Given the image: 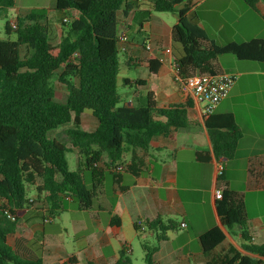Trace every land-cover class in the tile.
<instances>
[{
    "label": "trees",
    "instance_id": "obj_1",
    "mask_svg": "<svg viewBox=\"0 0 264 264\" xmlns=\"http://www.w3.org/2000/svg\"><path fill=\"white\" fill-rule=\"evenodd\" d=\"M135 1L139 0H55L54 10L60 14L55 21L64 29L58 43L51 39L46 9L17 17L16 29L6 23V33L14 32L16 39H0V264H44L42 259L20 256L7 242L31 206L46 203V212L36 210L44 218L65 211V198L79 209H91L106 170L119 164L128 151L148 150L159 136L173 140L178 129L192 123L195 103L188 96L184 102L160 108L152 92L136 106H129L119 92L120 55L126 53L121 52L118 39V13H129ZM149 1L151 10L144 12L147 17L151 13L178 15L173 41L181 49L176 61L182 78L215 74L214 63L223 55L264 63V39L220 45L209 39L190 7L177 9L185 0ZM243 2L257 11L259 0ZM15 6L16 0H0V13H8ZM72 11L78 12L77 18ZM23 47L28 49L24 57ZM150 64V74L156 75L155 63ZM58 72L59 81L67 89L64 101L58 100L52 83ZM134 84L147 85L143 80ZM86 110L98 123L94 131L81 127ZM203 119L216 159L232 160L243 137L233 114L214 112ZM58 130V138L50 137ZM72 149L80 158L77 170L70 169L67 159ZM99 164L107 168L101 169ZM223 174L220 181H225ZM28 189L35 192L33 202L29 201ZM216 207L226 232L234 237L239 230L244 252L233 251L222 264H264V243L251 239L243 194L225 185ZM5 210L14 218L9 219ZM114 224L120 225V220ZM145 225L155 234V244L142 242L144 264H155V253L168 239L167 232L179 227L172 220L160 218ZM135 229L139 232L137 224ZM226 238L220 227L210 229L200 237L203 251L212 252ZM58 264L75 262L70 258ZM115 264H133L126 245Z\"/></svg>",
    "mask_w": 264,
    "mask_h": 264
},
{
    "label": "crops",
    "instance_id": "obj_2",
    "mask_svg": "<svg viewBox=\"0 0 264 264\" xmlns=\"http://www.w3.org/2000/svg\"><path fill=\"white\" fill-rule=\"evenodd\" d=\"M133 5L129 13H118L119 32H126L128 36L118 83L123 70V84L129 83L127 86L135 88L132 94L122 96L124 101L129 106L140 105L145 102L147 93L152 92L160 108L184 102L186 96L174 81L171 68V62L181 52L173 41L178 15L151 13L147 17L144 12L151 10L149 0L135 1ZM185 6L198 15L200 26L217 44L264 39V0H259L257 11L243 0H185L177 9ZM24 7V13L17 4L8 11L16 13L12 22L33 10L49 9V14L53 9L42 4ZM168 14L171 17H163ZM72 16L77 18L78 12L72 11ZM50 30L52 41L58 43L64 29L51 27ZM147 43L151 45L150 51L145 48ZM165 49L170 52L164 55L166 60L161 63L160 57ZM151 61L155 63L156 75L150 74ZM132 69L143 70V73L132 78ZM214 69L215 74L236 76L228 97L215 111L233 114L243 132L232 160L216 159L204 119L195 104L192 123L178 129L173 140L156 137L154 147L132 149L119 164L106 170L92 208L82 210L75 206L70 209L74 216L67 222L71 229L66 228V234L57 221V218L62 220L64 211L44 218L37 215L36 210L46 212L49 208L46 203L31 206L18 222L16 231L7 237L12 249L22 257L42 259L44 264H58L70 258H74L75 264H115L123 245L129 248L130 254L134 252L135 238L140 236L149 245L155 244L154 233L147 227L143 233L137 232L135 225L138 221L146 223L160 218L176 222L179 228L167 232L168 239L160 243L155 253V264H222L232 257L233 251L244 253L240 247L239 230H235L233 237L221 223L215 193L228 185L231 190L243 194L246 211L247 194L264 193V63L240 61L234 56L223 55L215 61ZM137 80H143L147 85L136 87L134 81ZM86 114L93 117L92 112L86 110L81 127L90 126L94 131L98 123L93 117V122L85 125ZM219 163L224 165L225 181L222 182L217 171ZM99 167L107 168L103 164ZM118 167L123 169L120 171ZM236 173L242 175L245 190L233 187ZM32 196L34 194L29 198ZM65 201L73 203L69 198ZM247 215L252 241L264 243V214ZM118 220L120 225L114 224ZM214 227H220L227 238L212 252L205 253L200 237Z\"/></svg>",
    "mask_w": 264,
    "mask_h": 264
},
{
    "label": "rangeland",
    "instance_id": "obj_3",
    "mask_svg": "<svg viewBox=\"0 0 264 264\" xmlns=\"http://www.w3.org/2000/svg\"><path fill=\"white\" fill-rule=\"evenodd\" d=\"M54 3L55 0H16V4L19 7L20 6V10L22 13L26 12L24 11L25 7L24 6H33L34 4H42L45 7H52L53 9L49 12V21L50 24L48 25V27L51 29V27H61L60 23L55 19H57L59 17V12H57L56 10H54ZM23 6V8H22ZM50 7V8H51ZM49 10V9H47ZM61 15H63V13H61ZM67 16H71V14L67 13ZM14 17H16V13L14 11H10L8 13H0V39L1 40H5V39H11V40H15V33L12 32L11 34H7L5 31V25L7 22H12V20L14 19ZM163 17H171L170 14L168 15H164ZM13 23H16V21H14ZM52 31V30H51ZM56 39V38H55ZM28 54V49L26 47L22 48V56L24 57L25 55ZM230 56V55H227ZM121 59L123 58V55H120ZM232 57V55H231ZM143 70L140 69H132L130 72V76L132 78H135V76L137 75H142ZM58 74L59 72L56 74V76L53 79V86L55 87L57 93H58V100L59 101H64L65 97L67 95V89L65 87V85H63L59 79H58ZM124 74V71L122 70L120 78H119V83H118V88H119V92L120 94L125 98L126 95H130L132 94V92L135 90L134 87H129L127 85H124L122 80H121V76ZM170 82H172V80H170ZM89 114H86L84 116V124L85 125H90L91 122H93V117H89ZM82 129H84L85 131H92V129H90V126H83ZM61 134V130L58 131H54L50 133V137H59ZM78 152L76 149H72L71 152H69L67 154V159L69 162V166L71 170H77L78 169ZM235 179H234V188H236V190H245L246 186L244 184V181L242 179V175L236 173L235 174ZM222 182V181H221ZM35 192L32 189H28V196L34 194ZM33 197V196H32ZM96 206L97 203L95 202ZM247 205H248V212L247 214H249V216H253L256 214H264V193H248L247 194ZM76 204H70L69 202H64V208L65 211L63 212V214L61 215V218H57V221L59 223V228H61V230L64 232V234H66V228L71 229L70 224H67L68 221H70V219L74 216V214L70 211V209H72L73 207H75ZM148 240H151L150 238ZM142 238H135L133 241V250L134 252L132 254H130L131 259H132V263L133 264H144V250L142 248Z\"/></svg>",
    "mask_w": 264,
    "mask_h": 264
},
{
    "label": "built area",
    "instance_id": "obj_4",
    "mask_svg": "<svg viewBox=\"0 0 264 264\" xmlns=\"http://www.w3.org/2000/svg\"><path fill=\"white\" fill-rule=\"evenodd\" d=\"M64 21L66 22L67 19H64ZM10 25L13 29H16V23L11 22ZM118 39L121 44V52L125 53V46L128 42L126 32H119ZM145 48L150 51V43H147ZM169 52L170 51L168 49L162 51L163 56L160 57L161 63L165 62L166 58L164 55ZM171 68L174 73V81L180 85L183 94L192 98L194 103L199 106L200 115L202 117L210 115L216 111L221 102L228 97L236 82V76L228 73L203 74L182 78L179 73V67L176 60L171 62ZM122 169L123 167H118V170L121 171ZM217 171L219 175L224 172L223 163H219ZM215 196L216 199H221L222 190H216ZM29 201L33 202L32 198H30ZM4 214L9 219L14 218L9 210H5ZM48 222L51 223L52 220H49ZM137 225L140 233H143L146 230V225L143 221H138Z\"/></svg>",
    "mask_w": 264,
    "mask_h": 264
},
{
    "label": "water",
    "instance_id": "obj_5",
    "mask_svg": "<svg viewBox=\"0 0 264 264\" xmlns=\"http://www.w3.org/2000/svg\"><path fill=\"white\" fill-rule=\"evenodd\" d=\"M106 160L108 161V158Z\"/></svg>",
    "mask_w": 264,
    "mask_h": 264
}]
</instances>
